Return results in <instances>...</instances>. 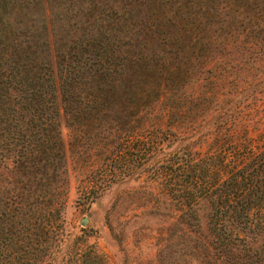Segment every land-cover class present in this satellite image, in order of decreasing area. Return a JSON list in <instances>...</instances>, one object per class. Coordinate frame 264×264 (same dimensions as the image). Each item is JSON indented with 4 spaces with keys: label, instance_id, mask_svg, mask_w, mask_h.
Wrapping results in <instances>:
<instances>
[{
    "label": "trees",
    "instance_id": "16d2710c",
    "mask_svg": "<svg viewBox=\"0 0 264 264\" xmlns=\"http://www.w3.org/2000/svg\"><path fill=\"white\" fill-rule=\"evenodd\" d=\"M218 1L0 0V173L15 215L22 216V190L31 183L56 179L66 192L69 159L80 172L102 171L92 194L140 162L179 224V264H264V129L255 136L258 127L220 104L209 115L212 92L203 81L194 82L196 92L185 89L198 14L218 13ZM142 6L170 29L160 40L171 59L142 56ZM221 79L213 74L206 83ZM157 101L160 111L147 108ZM132 139H141L134 150L142 157L115 172L111 161ZM25 251L10 252L3 264H20ZM78 256L72 264H103L96 252Z\"/></svg>",
    "mask_w": 264,
    "mask_h": 264
},
{
    "label": "rangeland",
    "instance_id": "374dc122",
    "mask_svg": "<svg viewBox=\"0 0 264 264\" xmlns=\"http://www.w3.org/2000/svg\"><path fill=\"white\" fill-rule=\"evenodd\" d=\"M262 6L261 0H241L235 4L220 0L216 3L218 13L198 14L199 22L194 30L198 31V40L193 49L196 57L192 58L189 83L185 87L186 91L196 92L199 87L194 82L203 81L200 87L212 92L205 111L214 116L220 104L224 113L258 127L260 130H253L255 136L264 129V8L259 9ZM144 8L140 33L142 56L171 59L166 43L160 40L161 29L165 32L170 29L158 22L155 13L145 11L143 15ZM152 10H156L155 6ZM164 13L171 14V10L165 8ZM132 28L133 32L137 29ZM199 43L203 44L202 52L198 50ZM213 74L223 77L217 86L216 82L206 83ZM216 91L220 92L219 102H215ZM161 107L162 101L147 105L156 112ZM58 117L66 141L68 128L61 112ZM145 117L142 108L138 125L143 127ZM141 142L132 139L122 144L118 159L111 161L115 172L133 155L142 157L134 150L135 146L142 148ZM82 159H85L83 155ZM136 165L124 177L104 183L92 194L90 188L100 181L102 171H94L92 167L80 172L69 159L66 192L63 189L62 193L58 192L61 189L56 179L46 186L34 187L33 183L25 186L22 203L18 205L22 216L15 215L17 204L13 200L4 201L7 179L0 173V264L10 252L22 250L27 251L18 255L20 264H72L83 251L100 254L103 264H179L181 260L175 250L179 224L174 223L169 201H162L156 189L148 186L142 163ZM52 185H56L54 195L50 194ZM81 218L85 220L83 223Z\"/></svg>",
    "mask_w": 264,
    "mask_h": 264
},
{
    "label": "water",
    "instance_id": "95a60500",
    "mask_svg": "<svg viewBox=\"0 0 264 264\" xmlns=\"http://www.w3.org/2000/svg\"><path fill=\"white\" fill-rule=\"evenodd\" d=\"M84 221H85L84 218H81L80 222L83 223Z\"/></svg>",
    "mask_w": 264,
    "mask_h": 264
}]
</instances>
